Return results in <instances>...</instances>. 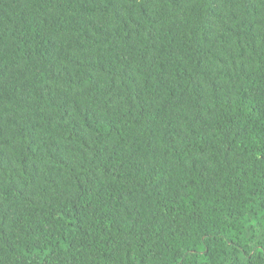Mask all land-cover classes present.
Returning a JSON list of instances; mask_svg holds the SVG:
<instances>
[{
  "label": "trees",
  "instance_id": "16d2710c",
  "mask_svg": "<svg viewBox=\"0 0 264 264\" xmlns=\"http://www.w3.org/2000/svg\"><path fill=\"white\" fill-rule=\"evenodd\" d=\"M0 264H264V0H0Z\"/></svg>",
  "mask_w": 264,
  "mask_h": 264
}]
</instances>
